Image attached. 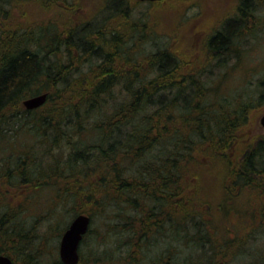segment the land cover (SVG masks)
I'll use <instances>...</instances> for the list:
<instances>
[{"label":"rangeland","instance_id":"1","mask_svg":"<svg viewBox=\"0 0 264 264\" xmlns=\"http://www.w3.org/2000/svg\"><path fill=\"white\" fill-rule=\"evenodd\" d=\"M240 1L0 0V36L4 39L8 32L32 39L40 33L61 39L68 32L78 35L93 29L89 39L93 38L100 47L104 40L109 45L116 40L112 48L103 44L97 56L82 53L81 63L76 59L81 54L79 49L61 45L60 63L72 64L64 68L66 80L53 86L52 92L59 96L55 94L32 116L19 115L24 99L0 113V219H4L0 226V250L10 254L15 251V264H52L59 260L61 236L78 214L91 217L89 232L79 248L80 264H175L198 253L206 256L202 264L218 261H221L218 264H264V179L256 178L255 188H240L231 186V182L237 183L238 174H233L235 181L229 176L236 173L243 155L264 139L260 123L264 115V13L256 15V26L250 21L248 30L230 38L226 54L213 57V53L207 52L210 37L238 19ZM68 49L74 56L69 59ZM159 49L167 50L178 61L177 66H181L178 77L172 81L156 76L160 71L150 59ZM110 51L114 53L111 66L115 63L116 69L127 71V84L122 80L107 83L110 84L107 91L100 94L94 107L88 108L81 85L93 83L87 81V76L99 71ZM127 61L129 65L125 67ZM135 62H140L136 64L138 67L144 66L141 75L144 74L145 85L157 79L153 81L155 96L166 94L170 84L192 77L197 82L195 86L182 85L185 87L184 93L180 92L182 97L189 99L193 87L215 88L216 98L231 97L227 106L235 117L240 109L247 108L243 120L236 124L231 145L221 148L217 141L207 142L187 163L180 164L181 193H185L182 201L189 200L184 203V210L188 205L191 214L188 222L181 219L177 226L181 241L169 239L167 228L158 231L160 228L154 224L160 220L163 228V215L147 217L154 208L156 195L172 197L162 191L155 195L141 190L142 183L148 182L137 173L142 162L165 154L170 146L162 141L165 138L159 136L162 140H155L140 156H134L140 159L138 163L118 160L122 161L118 169L123 176L129 174L124 180L129 186L127 191L122 180L108 176L113 172L110 159L119 158L121 153L116 149L105 157L95 148L101 146L98 130L101 123L119 111L127 113L134 100L132 92L138 87L132 79ZM67 82L66 91H61ZM176 85L173 87L177 88ZM80 96L77 114L69 112L66 105L76 106ZM182 97L174 102L182 105ZM204 97L200 101L202 106L210 105ZM138 104L141 110L135 113L136 121L149 126L150 119L154 122L157 118V105L141 100ZM210 109L214 108L204 110L208 112L206 115L213 113ZM48 111L51 124L45 125L39 120ZM32 117L34 126L28 123ZM123 120L131 124L134 118L126 116ZM182 124L176 125L183 128ZM100 148L107 151L109 147ZM171 187L166 186L169 190ZM10 231L19 234L14 244L3 234ZM209 232L211 238L200 243L185 237ZM228 241L236 244L229 247L222 244ZM174 247L176 252L171 254Z\"/></svg>","mask_w":264,"mask_h":264},{"label":"trees","instance_id":"2","mask_svg":"<svg viewBox=\"0 0 264 264\" xmlns=\"http://www.w3.org/2000/svg\"><path fill=\"white\" fill-rule=\"evenodd\" d=\"M138 2L140 3V1ZM238 11V19L230 21L229 24L224 27V29L218 31L210 37L207 43V52L210 54L213 53V57H220L221 55L226 54L230 49V38H234L235 35L241 33L243 30H248L250 25H252H249L250 21H252V23L254 22L253 27L257 25L255 23V21L258 20L256 15L258 16L261 12L264 13V0H241ZM92 30L78 35L73 34V32H68L66 37L61 39H56L55 36L44 33H40L36 39H32L30 36L25 34L13 36V34H10L9 32L5 33V39L0 36V113L8 106L18 104L19 101H22L23 99L25 100V98L28 99L42 93L46 94V102L41 107L34 110H26L22 105L24 100L21 102L22 113L19 112V115L22 117H26V114L28 116H32V113H37L43 109L50 99L55 96V94L59 96V93H55L54 91L52 92L53 86L55 83H60L66 80L67 74L65 73V69L72 64L71 61H69L66 66L60 63L59 50L61 45L65 47L74 46V48L79 49L81 54H79L76 58L79 60V63H81L82 53H89L93 56H97L100 53L103 44L107 45L109 48L115 46L116 40H113L110 45L109 42L105 40L101 42L102 47L97 45L94 42L95 40L92 41L93 38L89 39V35H93L94 32ZM67 55L68 59L71 58V56L74 57L71 49L67 50ZM51 57H53V59H51ZM113 59L114 53L111 51L108 52L101 65H99V71L87 76V81L92 80L93 83L91 82L88 85H81V95L83 94L85 98L87 97L89 103L88 108L94 107V103L97 98L100 96V94L107 91V89L110 87V84L119 83L121 80L127 84V71L116 69L114 67L115 63L111 66ZM150 61L155 63V66L159 69L160 72H158L156 75L159 79L162 80V78L165 77L168 78L167 80L172 81L178 77V70L181 66H177L178 61L176 62L172 55L167 53V50L159 49L154 53L153 59H150ZM139 63L140 62H135V65L132 64V79L135 80L133 82L138 86L137 90L132 92V98H134V100L131 102V105H128L127 113L125 110L119 111L114 115L113 118H110V120L105 123L102 122L98 127L100 134L99 143L101 146H108V150L105 151V149H101V146H96L95 148L99 149L101 151V156L105 157H109L110 154L113 153L112 151H116L117 149L116 152H120L121 156H118L119 158L112 157L109 161V163L115 167V165H119L122 161L138 163L140 159L135 157L140 156L143 152H145L151 146L152 142L159 140V136L165 138V140L160 139L163 142L165 141V144L167 143L170 145L168 150L165 151V154L163 153L164 155H162L161 153V155L157 158H154L153 161H149L148 159L145 160L146 162H142V168L140 170L137 169V173H139L143 178H146L144 175L146 172H152L160 175V172L164 170L166 177L161 179L162 177L160 176L161 178L159 180L162 182L164 181V188H166L168 184L172 185L170 190V196L172 198H168L170 200V206L172 207L173 205L175 206L174 185L177 178H179V181L176 182L179 184L180 201L176 203V205L179 209L181 219H183V222L185 223L188 222L187 219L191 214L188 212V205L185 206L187 210H184V203H188L189 200L182 201V196H184L185 193H181L183 168L180 166V164L182 163V165H184L185 162L187 163L189 157L197 153L204 144H207V142L217 141L221 148L228 146L229 144L231 145L233 143L231 142L233 136L232 134L237 127L236 124H238L237 122H241L243 120L244 114L247 113V108L244 106L243 109H240L239 116L235 117L230 113V109L227 106V104L230 103L231 97L223 98L217 95L216 98L214 92L215 88L201 90L198 87L195 90L193 87L191 89L192 94L189 99L187 96L182 97L180 92L184 93L185 89V87L182 85L187 84V87L191 85L195 86L197 80L193 79L192 77H183V79L186 78L183 80L185 82H174L173 84H170L171 87H167L168 92L166 94H159L158 96H155V84L153 85V81H157V79L149 80L147 81V85H145L143 81L145 79L143 78L144 74L141 75L145 69H143V64H140L143 68L136 65ZM128 65L129 61L125 63V67H128ZM96 79L100 80L97 81ZM107 83L110 84L107 86ZM68 84L69 82L64 85L65 88L61 89V91H66V86ZM174 85H176L177 88L173 87ZM202 95L206 96L204 98H206L207 102L209 101L210 105L202 106L200 103ZM179 96L182 97L184 102L182 105L174 102V100ZM139 100H141L143 103H152L157 105V111L155 112L157 118L154 122L150 119L148 122L149 126L141 125L140 122L136 121L135 113L141 110V104H138ZM221 100H226V102L222 104L220 103ZM215 104H217V106H214ZM79 107H81V96L77 100L76 106L72 105L69 107V105H66L65 108H70L69 112H74V114H77ZM211 107L214 108L210 109L213 111V113L211 115H206L208 112H204V110ZM63 108L64 107H62L61 110H63ZM50 113L51 112L48 111L40 118L39 121H41L42 124L50 125L52 119ZM185 115H187L188 119L185 117ZM126 116L130 118L132 116L134 121H132L131 124L125 122L123 118ZM1 117L2 116H0V121L2 119ZM164 118L166 119L165 122ZM31 119L33 120V117L28 118V123L32 125L35 124L34 121L31 123ZM48 122L50 124H48ZM177 123H183V128H181V126H177ZM181 135H187L188 138L193 136L195 138L194 140L182 139ZM76 154L78 155L79 153ZM154 164L158 166L155 167L153 166ZM158 167L160 169H158ZM116 171L118 172L117 178H119V181L122 180L121 182L125 187L124 189L127 191L129 186L128 184H125L124 180L129 176V174L127 173L125 176H123V172L118 168ZM235 172L236 173H229V176L232 178V180L234 178L233 174H238L237 183L231 182L232 187L235 184L234 186L239 185L240 188L249 186L255 188V179L258 177L259 179H264V139L256 142L255 145L243 155L242 161ZM122 177L125 178L121 179ZM233 181H235V179ZM32 183L33 181L30 182L29 185H32ZM164 195H167L166 190ZM162 200H164L163 197H156L154 201L155 205L153 207L157 209L156 205ZM173 210H171V212H173ZM167 213H170V210H167L166 214ZM152 214L157 215L155 211H152L149 212L147 216L149 215V217H152ZM169 215H172V213ZM86 216H88L91 221L90 215ZM0 220L1 226L4 219L1 218ZM158 231H160V229ZM178 231L179 230L177 227L175 231V226L174 229H168L167 232L170 236L169 239L172 238L174 241H181L182 235L180 238V236H178ZM3 234L13 244L16 242V235H19H15L14 231ZM185 237L190 238L193 242L199 241L197 243H200L203 240L210 239L211 234L210 232L206 235L194 233L190 236L185 235ZM205 243H207V241H205ZM222 244H224L226 247H229L231 244L234 245L236 243L235 241H228L223 242ZM237 246L238 244L236 247ZM175 252L176 247L171 250V254H174ZM223 254L226 256L225 253ZM0 255L9 257L13 264H15V251L13 254H10L9 251L5 252L2 249L0 250ZM191 256H193V258ZM195 256L196 257H194V255H189L183 259L182 262L175 264H202L201 261L206 258V256L202 253H198ZM80 261L81 256L79 252V261L77 264H80ZM218 263H221V261L216 262V264ZM52 264L62 263L60 260H57Z\"/></svg>","mask_w":264,"mask_h":264},{"label":"water","instance_id":"3","mask_svg":"<svg viewBox=\"0 0 264 264\" xmlns=\"http://www.w3.org/2000/svg\"><path fill=\"white\" fill-rule=\"evenodd\" d=\"M140 2H155L156 0H138ZM47 100V95L42 93L22 102L23 107L30 111L41 107ZM264 127V115L261 117ZM90 226V218L86 215H77L72 219L67 229L63 232L59 243V259L62 264H77L79 261V246L83 236ZM0 264H13L7 256L0 255Z\"/></svg>","mask_w":264,"mask_h":264},{"label":"flooded vegetation","instance_id":"4","mask_svg":"<svg viewBox=\"0 0 264 264\" xmlns=\"http://www.w3.org/2000/svg\"><path fill=\"white\" fill-rule=\"evenodd\" d=\"M117 165H115V167L113 166L114 170H112L113 171V172H111L112 174L108 175L110 178L112 177V179L117 178V175H118V172L116 171V169L118 168ZM158 169H160V168L158 167ZM162 169H164V168H162ZM138 175H140V174L138 173ZM144 175L146 176L148 183H142L141 190H143V188H144V190L150 191L151 193H155V195L159 194V192H161V191L165 193V190H166L167 195H169V196L171 195V191L169 189L164 188V185H163L164 181L162 182L159 180L161 177H162L161 179H164L166 177V173L164 172V170H162L160 172V175L159 174L157 175L156 173H152V172H146V174H144ZM146 178H144V179H146ZM176 181H179V178H177ZM176 181H175V185H174L175 206H174V210L172 212V215L166 216L167 215L166 212L171 206H170V202L168 201V198L165 199V197H163L164 198V200H162L163 203H161L162 202L161 201L159 204L156 205L157 211H155V209H156L155 207H154L155 209L154 208L152 209V211H155L157 213V215H163L165 217L163 220V224H164L163 228H162L160 220L155 221L154 225L157 226L158 228H160V230H165L166 228L170 229L168 226H172V225L175 226V228H176L180 224V221H181V215H180L179 209L176 205V203H178L180 201V189H179V184ZM156 197H159V195H156ZM156 197H155V199H156ZM155 199L153 201H155ZM154 205H155V203L153 204V206ZM170 212H171V209H170ZM157 215L152 214V217L153 216L157 217ZM147 217L149 218V215ZM161 235L162 234L160 233V236Z\"/></svg>","mask_w":264,"mask_h":264}]
</instances>
